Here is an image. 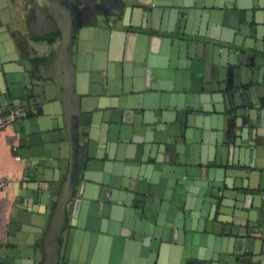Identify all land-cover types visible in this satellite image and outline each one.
<instances>
[{
    "label": "water",
    "instance_id": "95a60500",
    "mask_svg": "<svg viewBox=\"0 0 264 264\" xmlns=\"http://www.w3.org/2000/svg\"><path fill=\"white\" fill-rule=\"evenodd\" d=\"M13 107L0 264H264V0H0Z\"/></svg>",
    "mask_w": 264,
    "mask_h": 264
},
{
    "label": "crops",
    "instance_id": "0c3cea01",
    "mask_svg": "<svg viewBox=\"0 0 264 264\" xmlns=\"http://www.w3.org/2000/svg\"><path fill=\"white\" fill-rule=\"evenodd\" d=\"M13 20L16 21L17 19V13L16 11L11 12ZM257 18H262V11L257 10L256 11ZM31 12H28L25 15V20L22 23L23 26V31L27 35L29 39H34L35 37L33 35L39 33L40 31H43L45 29V25L41 24L39 20H32L31 17ZM28 19L30 23H28ZM132 19L129 18L128 22H131ZM198 26V24H197ZM33 34V35H32ZM116 39H117V47L119 46L118 43L120 39H122V35L120 33L115 34ZM137 41L135 38L132 39L131 45L132 48L136 46ZM46 53V52H45ZM46 59L41 57L39 59V62L43 63L45 62ZM115 81L118 79L117 76L114 77ZM199 102L202 105H211L212 102H210L208 96L203 92L201 94V97L199 98ZM209 115V114H207ZM19 126L18 123H13L9 127L5 128L1 135H0V177H4L8 180V185L0 190V242H2L5 238V232H6V227L9 221V215L12 207V201L17 198V193L20 191V187L17 186V182H23V186L25 185L26 181L22 178V163L23 159L17 155L16 148H17V139L19 137ZM239 131V129H238ZM98 136V134H97ZM98 138V137H97ZM202 144V142H201ZM198 152H202V150H198ZM241 156V160H242ZM196 186L194 184L186 183L184 187V199L185 201L190 204L193 208H195L198 212L202 210L204 207V200L202 199V196L196 192V189H194ZM55 197L53 198L52 202L54 203ZM259 206L257 211L264 209V196L261 195L258 199V204ZM38 205H36L37 207ZM256 210H251L252 215H255ZM243 214H246V212H242ZM220 216L224 219L231 220V216L229 214H220ZM235 221L237 222H244V219L240 218H234ZM258 242V241H257ZM198 249L200 248L199 245H196ZM257 248V247H256ZM202 251H204L202 248ZM104 252L105 257H108V254H110V249L109 247H104ZM41 254V253H40ZM172 252H166L164 256L161 259V264H172ZM260 264V263H256Z\"/></svg>",
    "mask_w": 264,
    "mask_h": 264
},
{
    "label": "built area",
    "instance_id": "2783aa9c",
    "mask_svg": "<svg viewBox=\"0 0 264 264\" xmlns=\"http://www.w3.org/2000/svg\"><path fill=\"white\" fill-rule=\"evenodd\" d=\"M24 115V108L13 107L5 112L0 110V135L5 128L12 125L16 120L22 118ZM7 185L8 180L4 177H0V190L5 188Z\"/></svg>",
    "mask_w": 264,
    "mask_h": 264
},
{
    "label": "flooded vegetation",
    "instance_id": "af4514ba",
    "mask_svg": "<svg viewBox=\"0 0 264 264\" xmlns=\"http://www.w3.org/2000/svg\"><path fill=\"white\" fill-rule=\"evenodd\" d=\"M45 29H46V26H45Z\"/></svg>",
    "mask_w": 264,
    "mask_h": 264
}]
</instances>
